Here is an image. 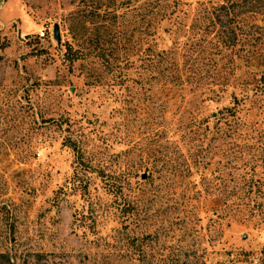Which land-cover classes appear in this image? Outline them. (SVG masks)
I'll list each match as a JSON object with an SVG mask.
<instances>
[{"label":"rangeland","instance_id":"rangeland-1","mask_svg":"<svg viewBox=\"0 0 264 264\" xmlns=\"http://www.w3.org/2000/svg\"><path fill=\"white\" fill-rule=\"evenodd\" d=\"M158 1L147 22L148 0H0V264H264V88L248 90L263 70L264 0L246 34L255 60L238 65L241 41L205 27L220 0ZM183 31L203 61L165 89L146 57ZM233 97L241 132L194 164L192 118L213 121ZM112 179L125 189L107 191Z\"/></svg>","mask_w":264,"mask_h":264},{"label":"trees","instance_id":"trees-1","mask_svg":"<svg viewBox=\"0 0 264 264\" xmlns=\"http://www.w3.org/2000/svg\"><path fill=\"white\" fill-rule=\"evenodd\" d=\"M166 1L167 0H163L165 4ZM259 3V0H220L215 4V8L212 10L211 14L209 13V16L205 18V27L211 26L212 31L210 34H212V37H214L217 41H220L219 44L224 42L233 44L235 40H237V43L241 41L238 46L239 50L243 53L241 55L235 54L233 60L229 59V62L232 64L236 60H238V63L236 65L255 60V51L251 49L254 45L249 42L250 39L246 34L256 28V25L253 23V19L255 18V14L257 13V6ZM146 5V14H144L143 19L148 15L147 22H149V17L159 10V1L148 0V4ZM174 33L176 37L180 35L179 33ZM206 33L208 34V32ZM240 34L243 35L241 36ZM181 35L184 36V40L181 43H178V39H173V43L169 48L156 51L151 50L152 53H148L146 57L147 59L144 64V71L146 75L154 77L155 83L163 85V88L165 89L169 88L170 86L178 88L180 86H183L185 82L192 83V78H194L193 76L198 73L197 65L199 64V61H203L202 55L197 56V53H199L197 47H200L199 42L197 41V33L191 35L188 34V31H183ZM198 36H201V34H199ZM242 38L244 39V41H242ZM70 47V44H66V49L64 52H67L68 54ZM194 52L197 53L193 55ZM252 66H260V68L263 69L260 73H258L257 77L252 76L251 87L248 89L249 91H253L254 94H258L261 93L264 88V61ZM218 73L220 74L222 73V71L220 70V72L218 71ZM234 98L236 97H233V103L229 107H225L223 108V110H220L218 112V117H214L215 119L211 122H209L210 119L202 118L199 116L192 118L191 124L188 126V132L194 134L196 138L195 140H193L194 143L195 141L200 142V144L196 145V147L200 150L195 151L194 143L192 145L193 152L198 151V153H200V157L198 160L196 159L197 153L194 155V164H203L202 167H204V159L206 158V155L208 154V152L214 151L215 147H218L219 144L222 143V140L225 137H228L229 129L233 130V132H241L242 125L240 121L242 115L239 114L240 111L238 107V101ZM162 106L165 108V103H163ZM214 138L218 140L216 143H212L211 141L214 140ZM203 140L205 141L204 143H202ZM65 141L67 142V144H73V148L76 145L75 141L70 142L69 139H66ZM187 148L191 147L188 145ZM75 154L76 158L78 157V161L80 162L82 156L81 149L77 147ZM248 170L250 172L246 171L247 175H245V180L254 179L255 171H253L252 169ZM78 171L81 172L80 169L77 170V172ZM209 172L213 173L214 171H212L211 169L209 170ZM218 178L220 179L219 184L224 185V178L220 176H218ZM125 182L129 183V179L126 178ZM116 184V180L112 179L103 181L102 186L107 191H109V189L115 187ZM118 186L120 187H115L116 190H122V188L125 189L120 183ZM241 186H243L242 183L240 185H228L227 187L230 188L229 190L226 189L227 187L224 189L218 188L216 190L219 197L221 196L220 198L226 200L227 197L237 194V190H240ZM247 188L248 187L246 186V190ZM254 188H258V186L255 185ZM126 194L127 193H125L124 195V198L126 199H123L122 201V212L128 215H134L137 212V207H139L140 201L136 196H131V198L126 197ZM129 240L131 244H133L136 240V237H131L129 238ZM4 255V253H0V258L4 259Z\"/></svg>","mask_w":264,"mask_h":264},{"label":"water","instance_id":"water-1","mask_svg":"<svg viewBox=\"0 0 264 264\" xmlns=\"http://www.w3.org/2000/svg\"><path fill=\"white\" fill-rule=\"evenodd\" d=\"M52 35H53V38L55 39V41L58 43L59 42V36H58V32H57V27L55 25L52 28Z\"/></svg>","mask_w":264,"mask_h":264},{"label":"built area","instance_id":"built-area-1","mask_svg":"<svg viewBox=\"0 0 264 264\" xmlns=\"http://www.w3.org/2000/svg\"><path fill=\"white\" fill-rule=\"evenodd\" d=\"M42 34H43L42 31H40V32H39V35L42 36Z\"/></svg>","mask_w":264,"mask_h":264}]
</instances>
